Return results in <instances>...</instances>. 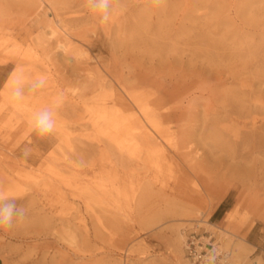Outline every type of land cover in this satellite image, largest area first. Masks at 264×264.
I'll return each mask as SVG.
<instances>
[{"label": "rangeland", "instance_id": "1", "mask_svg": "<svg viewBox=\"0 0 264 264\" xmlns=\"http://www.w3.org/2000/svg\"><path fill=\"white\" fill-rule=\"evenodd\" d=\"M113 7L99 25L84 0H0L4 74L47 78L18 104L0 90V192L26 209L0 264H199L192 237L208 264H264V0Z\"/></svg>", "mask_w": 264, "mask_h": 264}, {"label": "clouds", "instance_id": "2", "mask_svg": "<svg viewBox=\"0 0 264 264\" xmlns=\"http://www.w3.org/2000/svg\"><path fill=\"white\" fill-rule=\"evenodd\" d=\"M114 0H84L88 13L99 25H106L113 19ZM155 5H160L163 0H152ZM47 84V78L40 75L30 79L23 69L16 71L7 84V95L9 103L18 104L26 99L29 93L43 89ZM63 103V94L56 97L49 105L35 110L29 120V130L37 138H44L52 134L57 125V109ZM25 149L24 155L29 154ZM26 216V209L18 205L16 199L0 192V230H10L18 221Z\"/></svg>", "mask_w": 264, "mask_h": 264}, {"label": "bare ground", "instance_id": "3", "mask_svg": "<svg viewBox=\"0 0 264 264\" xmlns=\"http://www.w3.org/2000/svg\"><path fill=\"white\" fill-rule=\"evenodd\" d=\"M135 28H136V27H135ZM140 30H141V29H140ZM28 57H29V56H28ZM18 70H20V69L18 68V69L14 70V71L10 74V76H9V78H8V80H7L6 84H5V86H4L3 94L6 95L7 97H8V95H7V84H8V81H9L10 77H11L16 71H18ZM137 101H138V100H137ZM139 101H140V100H139ZM129 105H130V104H129ZM130 107H131V106H130ZM144 109H145V108H144ZM121 110H122V109H121ZM116 111H117V110H116ZM130 111H131V110H130ZM142 111H144V110L142 109ZM118 112H119V111H118ZM126 112H128V110H127ZM159 113H160V112H159ZM151 115H152V114H151ZM105 116H106V115H105ZM147 116H149V115H147ZM114 118H115V117H114ZM100 119H101V118H100ZM103 119H104V118H103ZM109 119H110V118H109ZM97 120H98V119H97ZM107 120H108V119H107ZM118 120H119V119H118ZM124 120H125V119H124ZM124 120L122 119V123H123V124L126 123V121H125V123L123 122ZM113 122H114V121H113ZM118 122H119V121H118ZM120 122H121V121H120ZM127 122H128V121H127ZM143 122H144V121H143ZM158 122H160V121H158ZM92 123H93V122H92ZM151 123H153V122H151ZM114 124H115V123H114ZM114 124H113V126L111 127L112 129H113V127H114ZM116 124H117V122H116ZM157 124H159V123H157ZM160 124H161V123H160ZM95 125H96V123H95ZM120 125H122V124L120 123ZM120 125H119V127H120ZM137 125H138V124H137ZM162 125H163V124H162ZM116 126H118V125H116ZM128 126H129V125H128ZM153 126H154V125H153ZM153 126H152V127H153ZM157 126H158V129H159V127H161V125H160V126H159V125H156V127H157ZM123 127H124V126H123ZM137 127H138V126H137ZM137 127H136V129L133 128V130H134V131H135V130L138 131ZM154 127H155V126H154ZM154 127H153V128H154ZM156 127H155L154 130H156ZM129 128H130V127H129ZM138 128H139V127H138ZM114 129H116V128H114ZM117 129H119V128H117ZM163 129H165V128H163ZM163 129H162V130H163ZM123 130H124V128H123ZM125 130H126V129H125ZM127 130H128V129H127ZM148 130H149V129H148ZM151 130H152V129H151ZM128 131H129V130H128ZM134 131H130V132H134ZM110 132H111V130H110ZM155 132H156V131H155ZM165 132H167V130H166ZM128 133H129V132H128ZM134 133H135V132H134ZM138 133H139V132H138ZM142 133H143V132H142ZM117 134H118V133H117ZM136 134H137V133H136ZM157 134H158V133H157ZM163 134H164V131H163ZM163 134H162V135H163ZM138 135H139V134H138ZM138 135H136V136H138ZM158 135H159V134H158ZM160 135H161V132H160ZM168 135H169V133H168ZM112 136H113V135H112ZM114 136H115V135H114ZM132 136H134V135L132 134ZM136 136H135V138H136ZM155 136H156V135H155ZM155 136H154V137H155ZM159 137H160V136H159ZM173 137H174V136H173ZM116 138H117V137H116ZM124 138H125V137H124ZM140 138H141V137H139V139H140ZM148 138H149V140H151V139H150L151 137H148ZM155 138H156V137H155ZM170 138H171V137H170ZM170 138H169V139H170ZM141 139H142V138H141ZM162 139H163V138H162ZM145 140H146V138H145ZM167 140H168V139H167ZM167 140H166V142H167ZM137 141H138V140H137ZM142 141H144V139H142ZM152 141H153V140H152ZM152 141H151V142H152ZM158 141H159V140H158ZM164 141H165V139H164ZM160 142H161V141H160ZM153 143H154V142H153ZM168 143H170V141H169ZM133 144H134V143H133ZM147 144H148V143H147ZM135 145H137V144H135ZM146 146H147V145H146ZM149 147H150V146H149ZM153 148H154L155 150H154ZM158 148H159V147H153V146H152V148L150 147V148H149V149H151V150H150V151H151L150 153L152 154L153 151H154V152H155V151L157 152V150L159 151ZM146 149H147V148H146ZM152 149H153V150H152ZM163 150H164V149H163ZM188 150H189V149H188ZM148 152H149V151H148ZM159 152H161V151H159ZM159 152H158V153H155L154 155H156V156L159 155V156L161 157V159H162V154H163L164 151H162V154H160ZM164 153H165V152H164ZM159 156H157V158H158ZM151 157H152V156H151ZM164 157H166L165 154H164ZM164 157H163V158H164ZM147 158H148V157H147ZM153 159H154V161L152 162V159H151V162H152V163L156 162V161H155V158H153ZM165 159H166V158H165ZM160 161H161V160H160ZM166 161H167V160H165V162H166ZM149 162H150V158H149ZM163 162H164V161H163ZM158 163H159V162H158ZM154 164L156 165L157 162L154 163ZM159 164H160V163H159ZM165 164H166V163H165ZM165 164H164V165H165ZM149 165H151V164L149 163ZM155 165H152V166L155 167ZM160 165H162V164H160ZM167 165H168V164H167ZM165 166H166V165H165ZM157 167H158V166H157ZM161 167H163V166H161ZM166 167H167V166H166ZM155 169H156V167H155ZM153 170H154V169H153ZM157 170H159V169H157ZM154 171H156V170H154ZM159 171L162 173L161 170H159ZM167 171H169V170H167ZM170 171H171V170H170ZM156 173L159 174V172H157V171H156ZM163 174H164V173H163ZM167 175H168V174H167ZM169 175H170V174H169ZM169 177H170V176H169ZM157 181H158V180H157ZM234 210H237V207H236ZM177 230H178V229H177ZM182 233H183V232H182ZM177 236H178V235H177ZM181 238H182V235H179V238H178V239H181ZM176 239H177V238H176ZM178 239H177L178 242L181 241V240H178ZM177 241H176V242H177ZM178 242H177V243H178ZM179 244H180V243H179ZM181 244H182V242H181ZM217 250H220V249H217ZM233 252H234L233 249H230V248H229V249L227 250V252L223 255V257H222V259H221L222 264H232V260H234ZM204 258H205V260H209V259H208L209 257H208L207 255H205ZM229 259H230V261H228Z\"/></svg>", "mask_w": 264, "mask_h": 264}, {"label": "built area", "instance_id": "4", "mask_svg": "<svg viewBox=\"0 0 264 264\" xmlns=\"http://www.w3.org/2000/svg\"><path fill=\"white\" fill-rule=\"evenodd\" d=\"M198 244L199 243L194 239V237L189 239L187 243L188 254L196 263L208 264L209 260H205L204 258V256L206 255L205 251L202 248H199L200 246H198Z\"/></svg>", "mask_w": 264, "mask_h": 264}, {"label": "crops", "instance_id": "5", "mask_svg": "<svg viewBox=\"0 0 264 264\" xmlns=\"http://www.w3.org/2000/svg\"><path fill=\"white\" fill-rule=\"evenodd\" d=\"M5 66H6V63L0 64V90L2 89L3 85L5 84L6 80L8 79V77L12 71L11 70L10 73L6 72V74H4L5 73ZM8 73H9V75H8Z\"/></svg>", "mask_w": 264, "mask_h": 264}]
</instances>
